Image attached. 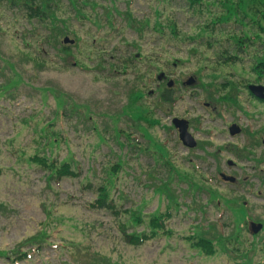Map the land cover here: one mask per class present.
<instances>
[{
    "label": "rangeland",
    "instance_id": "rangeland-1",
    "mask_svg": "<svg viewBox=\"0 0 264 264\" xmlns=\"http://www.w3.org/2000/svg\"><path fill=\"white\" fill-rule=\"evenodd\" d=\"M8 3L0 2V264H16L12 259L19 248L29 255L18 264L262 261L264 230L251 234L245 224L264 225V143L254 148L252 158L242 160L230 146L221 157L237 159L231 169L225 161L223 170L201 171L193 155L183 157L187 164L182 166L176 150L164 154L166 135L169 145L177 144V135L167 134L166 104L147 93L159 71L189 75L203 65L214 68L212 48L192 40L200 34L198 24L206 21L194 17L189 7L194 0H53L43 6L48 18L42 20H29ZM253 3L261 13L263 0H249ZM171 24L177 25L176 32ZM65 36L76 42L64 43ZM130 55L132 70L107 79L112 75L108 67H121ZM240 66L221 71L248 77ZM214 75L220 79L219 72ZM245 85L234 101L249 110L251 121L237 109L227 113L225 123L211 120L215 113L201 121L206 122L202 129L212 126L220 132V143L250 145V137L232 139L224 133L226 123L238 122L235 118L242 126L255 118L258 129L264 128V104L251 102ZM202 100L203 95L188 100L200 106L192 114H210ZM156 102L161 110L153 114L150 107ZM32 155L69 161L79 174L52 179ZM218 171L242 180L224 183ZM102 185L114 208L92 205ZM167 208L170 232L140 246L124 240L123 224L132 233L147 230L151 215ZM131 212L143 222L132 223ZM45 232L47 241L35 250L39 240L30 239ZM193 234L214 240V253L192 246Z\"/></svg>",
    "mask_w": 264,
    "mask_h": 264
},
{
    "label": "flooded vegetation",
    "instance_id": "flooded-vegetation-1",
    "mask_svg": "<svg viewBox=\"0 0 264 264\" xmlns=\"http://www.w3.org/2000/svg\"><path fill=\"white\" fill-rule=\"evenodd\" d=\"M40 0H27V2H21L18 5H15L17 8H35L39 5ZM223 14V12H221ZM221 14V15H222ZM255 14V15H254ZM257 14V16H256ZM262 13L257 12H247V9L242 11L241 16L245 17V23H236L231 25V28H235L240 34L236 35V46H240L241 53L245 54L246 60L248 63H251L249 66L250 74L252 77H250L247 81L248 87H246V90H248V93L251 95V98L249 100L252 102L253 100H257L259 103L264 104V99H261L257 97L253 92H251L249 85L250 84H262L264 85V34L263 33H254V30L252 26L256 25V20L258 17L261 16ZM251 17L250 20L254 21L256 24H249L247 23V18ZM210 21H215V19H210ZM258 27V25H256ZM241 27H244L245 32H241ZM248 33H247V32ZM235 35L225 38L224 40H221L219 43H215L214 45H218L219 49L217 50V54H222L223 57H231V51L230 48L232 44L233 37ZM227 37V36H226ZM241 42V45L238 43ZM226 43L229 47L226 48L222 44ZM209 54L211 55L209 59L211 60V63L213 62H219L220 60L215 59L213 55L215 54L214 51L208 50ZM132 61V55L127 56L126 59L123 62V65L121 67H118L116 65H110L108 69L110 71L111 76H108L107 79L114 78V76L119 72L122 71V73H126L130 70H132V66H130V63ZM256 63V64H253ZM201 68L196 72V74L192 73L189 75L182 74L181 72L175 73L174 71H159L155 78L157 82H155V88H149L147 93L152 95H157L158 100L161 102L162 106L163 104H166L163 108L164 113H166V120H167V134L170 131V133H173V135L176 136V145H169L171 140L167 137L163 139V147H164V154L169 155L170 153H173L172 151L176 150L175 153L181 154V165L184 166L187 164V161L183 159V157H190L193 155L194 158L199 159V168L200 170H206V168L211 167L215 168L217 170H223L224 169V162L226 161V164L230 166V169L233 168L235 165H237L236 162L231 160L230 157H227L225 161L222 159V154L224 152H227L229 147L231 146L230 152H233L234 144L232 145V142L223 140V143L219 142V136L220 132H218L217 129L213 128L212 126H205L204 129L200 128V125L206 124L205 121L201 122L203 118L209 117L212 118L211 114H217L214 119L211 120L215 121L216 119L220 118L223 123H225V116L227 113L232 115V109L233 107L232 103L234 102V99L238 97L237 93H234V90H232L233 83L230 82V79L232 78V71L225 72L221 71L223 66H217L214 65L213 67H209L208 65L200 66ZM210 68V71L207 72V70ZM107 69L106 67L104 68ZM167 69H170L169 67ZM224 69V68H223ZM216 72H219L220 79L218 78V75H214ZM225 72V73H224ZM209 76L210 81L204 82L203 79L205 77ZM142 79H146V76H139ZM137 78V76H136ZM194 80H190V79ZM246 79V78H245ZM192 81V82H190ZM147 82V81H146ZM242 86H246L245 84H239ZM235 87V85H234ZM144 93V92H143ZM243 92H240V96ZM203 95V100L201 102L204 103V107H206L210 114L205 115L203 117H200L198 114H192L191 111H194L196 113L197 111H200L197 104L195 105L194 102H191L190 104L187 103L189 99L197 100L200 96ZM207 99L209 101H207ZM205 101V102H204ZM214 104H211L213 103ZM200 104V103H199ZM237 105V104H234ZM160 106L156 102L155 108L152 106L150 107V111L155 114V110H159ZM227 109H229L227 111ZM235 109L242 112V115L246 117L247 119H251V114L249 111L245 110L243 107H236ZM161 110V109H160ZM185 111V114H182V111ZM177 111V113H176ZM227 111V112H226ZM260 115H262V112H259ZM130 115V121L132 122V114ZM179 119H185L187 120V126L188 131L191 135L188 133H185L184 135L181 134L180 128L183 126V122L179 121ZM253 119V118H252ZM234 122V120L229 121L227 130L224 131V133H229L230 137L232 139H236L234 137L239 136L233 135L230 130V125L232 123L239 124V119ZM256 119L254 118L253 121ZM129 121V120H128ZM252 126L249 127V124H245V126H242V130L240 131V135H244L245 138L250 137V145H247L244 147L245 154H252L254 152V148L258 147L262 143H264V135L263 130L264 128L258 129V127L253 123ZM202 123V124H201ZM255 137V138H252ZM238 138V137H237ZM259 138H261V144L259 142ZM186 148V153L183 152V149ZM236 153V151H234ZM233 152L234 156L237 159H245L239 158L235 153ZM240 153V152H239ZM217 156L218 159H215L213 156ZM215 159V163L212 164L210 160ZM219 175L223 173V171L217 172ZM228 173V172H226ZM231 173V172H230ZM229 173V174H230ZM221 177H219L220 179ZM246 181L245 179H243ZM224 182V181H223ZM227 183V182H224ZM244 185V184H243ZM212 201V200H211ZM245 206H249L246 200ZM247 228L251 229V221L248 223Z\"/></svg>",
    "mask_w": 264,
    "mask_h": 264
},
{
    "label": "trees",
    "instance_id": "trees-1",
    "mask_svg": "<svg viewBox=\"0 0 264 264\" xmlns=\"http://www.w3.org/2000/svg\"><path fill=\"white\" fill-rule=\"evenodd\" d=\"M14 3L16 4L17 0H13ZM53 0H41L40 1V5L35 9V8H27L26 10L28 11V14L31 17H38L40 20H42L43 18H48L47 13L45 12L43 7L45 5V3H50ZM197 0H194V4H196ZM255 1V0H252ZM215 2H219L220 5L222 7V11L223 14L221 15L222 19H227L226 21H229V19L234 18L235 21L234 22H242L245 20L244 16H241L242 11H244L245 9H247V12H258V9H256L255 4H249V0H216ZM264 2V0H263ZM189 4L191 10L196 11V5ZM47 9V7H46ZM260 13V12H259ZM261 16L258 17V19L256 20V23L251 19V17L247 18V23H251V24H256L258 25V27L256 25L252 26L254 33H263L264 34V9L261 12ZM234 16V17H233ZM220 21V20H219ZM245 22V21H244ZM242 31V30H241ZM236 35L233 37L232 40V44H231V52H237V51H241L240 46H236ZM239 45H241V42L238 43ZM236 56V54L234 55ZM233 56V57H234ZM262 65H264V63H262ZM240 152V151H238ZM241 153V152H240ZM238 154L239 156H241V154ZM30 159L34 162H36L37 164H39L40 166H43L44 168H46L48 171L51 172L52 176L51 178H55V180H60L61 178L68 176V177H77L79 174V171H76V169L73 167L72 163H70L69 161H62L61 163H58L57 161L53 160V161H48V159L46 157H40L37 155H32L30 157ZM114 169L116 170V167L114 166ZM1 171V168H0ZM111 201V196H108L107 192H106V188L104 185L99 187V195L98 198L92 203L93 206L95 207H110V208H114V204L110 202ZM115 212H117L118 210L116 209H112ZM132 213V212H131ZM49 215V214H48ZM169 214L168 213H164V212H158V213H154L151 215L149 221H148V229L147 230H143V231H137L136 233H132V231H129L127 229V226L125 224L122 225V234H123V238L124 240L131 244V245H141L144 242H146L147 240L153 239L156 236H158L161 233L166 232V222L169 218ZM51 218H48V222L50 221ZM130 219L132 220V222H135L136 224H141L143 222V217L137 213H132L130 216ZM46 234L45 233H40L37 236H34L31 240V243L36 242V240H39V245L37 248H35V250H40L42 244L45 242L46 240ZM193 239L195 238V241H193V245L200 247L201 249H203V251L206 254H213L214 253V244L213 241L214 240H210L208 238H206L205 235H200V236H193ZM36 239V240H35ZM191 239V238H190ZM7 253V252H6ZM15 253L17 254L16 257H14L12 259L13 262H18L19 260L22 259H27L28 258V251L22 250L21 248H19L18 250L15 251ZM257 264H264V255H263V260L260 262H257Z\"/></svg>",
    "mask_w": 264,
    "mask_h": 264
},
{
    "label": "water",
    "instance_id": "water-1",
    "mask_svg": "<svg viewBox=\"0 0 264 264\" xmlns=\"http://www.w3.org/2000/svg\"><path fill=\"white\" fill-rule=\"evenodd\" d=\"M63 41L65 43H69V42L73 43L74 42V40L70 39L68 36H66ZM251 89L257 96L264 98V94H263L264 87L263 86L252 85ZM235 127H236V124H233L231 127L232 133H236L239 131V129H237ZM181 132H182L181 133L182 135H184L186 133V125L181 127ZM225 178L228 180H231V181H235V179H236L234 176H225ZM253 226H254V232H258L262 228V224H258L257 226L254 224Z\"/></svg>",
    "mask_w": 264,
    "mask_h": 264
}]
</instances>
